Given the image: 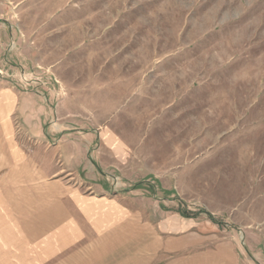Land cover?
<instances>
[{
	"label": "rangeland",
	"instance_id": "rangeland-1",
	"mask_svg": "<svg viewBox=\"0 0 264 264\" xmlns=\"http://www.w3.org/2000/svg\"><path fill=\"white\" fill-rule=\"evenodd\" d=\"M0 46L2 135L40 163L21 173L128 212L66 257L120 241L264 264V0H0ZM87 153L110 191L83 181Z\"/></svg>",
	"mask_w": 264,
	"mask_h": 264
},
{
	"label": "crops",
	"instance_id": "crops-1",
	"mask_svg": "<svg viewBox=\"0 0 264 264\" xmlns=\"http://www.w3.org/2000/svg\"><path fill=\"white\" fill-rule=\"evenodd\" d=\"M9 123V118L1 117L0 264H240L232 247L230 260H227L223 255L225 250L220 247L186 248L183 252L168 253L163 247L148 250L137 243L126 246L120 241L107 248L87 245V252L78 246L66 257L72 244L84 240L95 244L115 231L111 229L122 224L128 212L104 195L90 198L77 191L69 193L64 186L43 181V175L22 174L21 158L29 154L33 165L40 163L35 161L34 153L25 152L14 144V135L7 134L4 138L2 131L3 128L6 132L9 130ZM4 153L10 160L6 167ZM72 155L75 156L76 151ZM86 158L89 173L84 175L83 181L99 193L110 191L111 184L100 181L96 160L89 153ZM77 163L82 164V160ZM55 173L56 170L52 174Z\"/></svg>",
	"mask_w": 264,
	"mask_h": 264
}]
</instances>
